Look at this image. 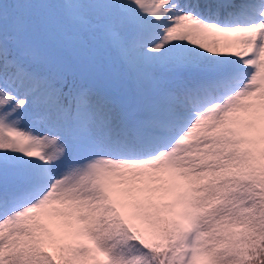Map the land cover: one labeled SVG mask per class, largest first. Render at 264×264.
I'll list each match as a JSON object with an SVG mask.
<instances>
[{"label":"snow or ice","instance_id":"obj_1","mask_svg":"<svg viewBox=\"0 0 264 264\" xmlns=\"http://www.w3.org/2000/svg\"><path fill=\"white\" fill-rule=\"evenodd\" d=\"M0 264H264V0H0Z\"/></svg>","mask_w":264,"mask_h":264}]
</instances>
